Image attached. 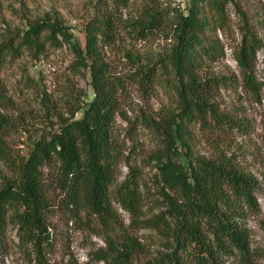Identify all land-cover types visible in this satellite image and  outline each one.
<instances>
[{"label":"trees","instance_id":"obj_1","mask_svg":"<svg viewBox=\"0 0 264 264\" xmlns=\"http://www.w3.org/2000/svg\"><path fill=\"white\" fill-rule=\"evenodd\" d=\"M130 1L97 0L100 16L85 24L83 45L66 25L49 18L34 19L0 41V65L24 50L38 55L47 45H66L73 53L74 67L89 70L93 90L81 117H74L76 110L63 117L57 129L36 139L28 155L18 162L10 161L0 135V158L15 169L12 177L0 181V264L7 252L10 222L16 226L18 245L28 264H49L45 167L56 168L55 185L68 205L86 209L105 222L114 216L111 192L117 179L118 147L113 125L119 82L111 77L102 48L113 37L115 15ZM228 1L188 0L170 16L144 9L131 19L132 30L143 37L146 32L168 30L165 38L170 40L169 46L138 70L148 82L157 81L160 75L172 77V91L177 96L162 151L152 157L172 220L168 223L163 213L135 217L142 226L159 229L172 241V245L166 243L169 251L148 259V264H255L247 217L258 208L257 179L240 171L229 158L193 156L186 142L188 125L197 121L210 129L237 126V120L220 113L212 101L215 89L232 84L257 94L261 87L252 67L264 45L246 23L235 50L241 80L204 72L205 66L224 56L221 41L212 33L226 26ZM178 144L185 151H179ZM127 181L118 185L119 203L138 215L141 208L136 188L133 181ZM136 244L133 235L124 233L120 244H109L100 260L130 264Z\"/></svg>","mask_w":264,"mask_h":264},{"label":"rangeland","instance_id":"obj_2","mask_svg":"<svg viewBox=\"0 0 264 264\" xmlns=\"http://www.w3.org/2000/svg\"><path fill=\"white\" fill-rule=\"evenodd\" d=\"M187 2L131 0L127 8L115 15L113 37L102 48L110 75L119 82L113 125V139L118 147L117 179L111 192L114 216L105 222L86 209L68 205L64 193L55 185L56 168L45 167L49 203L45 221L51 240L46 254L49 264H104L100 256L112 242L120 244L124 233L133 235L137 243L130 264H148V259L169 251L166 243L172 241L159 229L142 226V221L135 217L163 213L168 223L172 220L152 157L162 151L166 126L172 111L177 109V96L172 91V77L160 75L157 81L148 82L138 70L168 47L170 40L165 38L166 29L146 32L143 37L130 24L144 9L170 16ZM97 3V0H0V41L10 32L26 28L34 19L49 18L66 25L83 45L85 24L100 16ZM226 15V26L212 33L221 41L224 56L205 66L204 72L240 81L235 50L241 29L246 23L264 45V0H229ZM73 58L66 45L58 48L47 45L38 55L24 50L0 65V135L10 161L26 157L33 142L55 131L60 120L72 111L76 110L75 118L82 116L93 90L89 70L75 68ZM252 69L261 86L257 94L232 84L219 87L212 94L218 111L237 120V126L210 129L197 121L188 125L186 142L193 156L229 158L240 171L257 179L258 208L249 213L247 226L254 262L264 264V49L257 53ZM177 149L185 151L179 144ZM14 170L12 163L0 158V181L12 177ZM124 180L133 181L136 188L141 208L138 215L119 203L117 188ZM15 234L16 226L10 222L3 264H28Z\"/></svg>","mask_w":264,"mask_h":264}]
</instances>
